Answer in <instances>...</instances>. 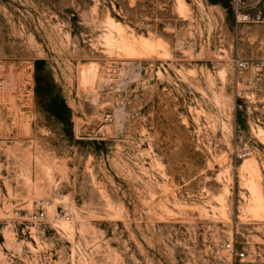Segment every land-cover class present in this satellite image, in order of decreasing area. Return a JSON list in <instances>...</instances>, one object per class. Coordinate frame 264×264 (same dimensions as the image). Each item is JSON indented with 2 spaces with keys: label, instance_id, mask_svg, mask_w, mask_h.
I'll return each instance as SVG.
<instances>
[{
  "label": "rangeland",
  "instance_id": "374dc122",
  "mask_svg": "<svg viewBox=\"0 0 264 264\" xmlns=\"http://www.w3.org/2000/svg\"><path fill=\"white\" fill-rule=\"evenodd\" d=\"M237 58L264 60V0H0V264H264Z\"/></svg>",
  "mask_w": 264,
  "mask_h": 264
},
{
  "label": "built area",
  "instance_id": "2783aa9c",
  "mask_svg": "<svg viewBox=\"0 0 264 264\" xmlns=\"http://www.w3.org/2000/svg\"><path fill=\"white\" fill-rule=\"evenodd\" d=\"M236 66L238 71L252 70L255 77L256 89L264 96V60L249 61L241 58H237ZM2 86V81L0 80V89ZM46 217L45 210L43 207L38 208L33 214L32 219L34 221H41ZM236 257H245V252L243 250H238L237 247L231 243L226 245Z\"/></svg>",
  "mask_w": 264,
  "mask_h": 264
},
{
  "label": "trees",
  "instance_id": "16d2710c",
  "mask_svg": "<svg viewBox=\"0 0 264 264\" xmlns=\"http://www.w3.org/2000/svg\"><path fill=\"white\" fill-rule=\"evenodd\" d=\"M52 86L48 80L38 77L36 93L46 110L61 120L66 119L68 117L66 103L58 94L53 93Z\"/></svg>",
  "mask_w": 264,
  "mask_h": 264
},
{
  "label": "bare ground",
  "instance_id": "6f19581e",
  "mask_svg": "<svg viewBox=\"0 0 264 264\" xmlns=\"http://www.w3.org/2000/svg\"><path fill=\"white\" fill-rule=\"evenodd\" d=\"M68 229H69V227H68ZM71 229V228H70Z\"/></svg>",
  "mask_w": 264,
  "mask_h": 264
}]
</instances>
